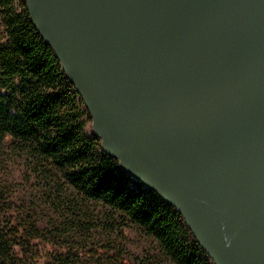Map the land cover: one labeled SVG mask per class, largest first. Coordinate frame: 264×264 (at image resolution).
<instances>
[{
	"label": "water",
	"instance_id": "1",
	"mask_svg": "<svg viewBox=\"0 0 264 264\" xmlns=\"http://www.w3.org/2000/svg\"><path fill=\"white\" fill-rule=\"evenodd\" d=\"M121 171L214 264H264V0H23Z\"/></svg>",
	"mask_w": 264,
	"mask_h": 264
},
{
	"label": "trees",
	"instance_id": "2",
	"mask_svg": "<svg viewBox=\"0 0 264 264\" xmlns=\"http://www.w3.org/2000/svg\"><path fill=\"white\" fill-rule=\"evenodd\" d=\"M2 1L0 264H214L176 210L123 173L92 131L85 134L91 117L24 1ZM31 180L42 185L45 197L72 196L80 205L73 213L78 218L50 220L62 221L48 237L62 248L42 262L33 244L41 235L36 209L20 207L23 184ZM89 204L107 212L90 216ZM128 224L157 246L155 255L130 256L116 246L125 241ZM96 233L102 240L92 246Z\"/></svg>",
	"mask_w": 264,
	"mask_h": 264
},
{
	"label": "rangeland",
	"instance_id": "3",
	"mask_svg": "<svg viewBox=\"0 0 264 264\" xmlns=\"http://www.w3.org/2000/svg\"><path fill=\"white\" fill-rule=\"evenodd\" d=\"M0 37L3 38L2 28L0 27ZM91 123H86L84 132L89 135L91 133ZM15 164H25L24 162L17 161ZM22 175V174H21ZM25 180V179H23ZM23 183H21L22 186ZM25 184V185H24ZM23 184V189L21 193V209L26 211L28 206L35 207L36 215L38 217V228L40 229V239L34 241L36 245L37 257L40 259V262L44 261L46 254L52 253L57 250H61L62 246L57 243V241H48V237H51L50 233L56 231L57 224L55 222L50 223V220H54L56 215H63V219H72L73 217L78 218L75 214L76 207H80L78 201L70 196L69 198H64L65 196L59 198L57 196L45 197L42 185L36 180H31L28 183ZM46 202L48 205H45ZM44 204V205H43ZM53 205V206H52ZM83 207V206H82ZM88 213L90 216L99 217L101 214L107 212L104 208L96 204L88 205ZM111 215L110 213L108 214ZM112 216V215H111ZM97 234V233H96ZM123 234L125 236V241L120 243L116 242V246L123 247V250L126 251L130 256L144 257L146 254L155 255L157 253V246L146 237L140 230L128 224L126 228L123 229ZM94 245L100 244L101 238L100 235H94ZM91 247V245H90ZM128 255V256H129Z\"/></svg>",
	"mask_w": 264,
	"mask_h": 264
},
{
	"label": "flooded vegetation",
	"instance_id": "4",
	"mask_svg": "<svg viewBox=\"0 0 264 264\" xmlns=\"http://www.w3.org/2000/svg\"><path fill=\"white\" fill-rule=\"evenodd\" d=\"M21 0H18L16 2L20 3ZM0 8H5V5H4V1H2V3H0ZM4 20V15L2 16V21ZM0 23H1V20H0Z\"/></svg>",
	"mask_w": 264,
	"mask_h": 264
}]
</instances>
